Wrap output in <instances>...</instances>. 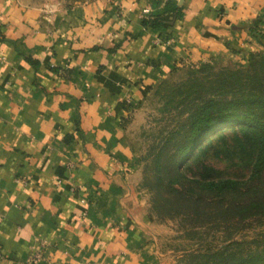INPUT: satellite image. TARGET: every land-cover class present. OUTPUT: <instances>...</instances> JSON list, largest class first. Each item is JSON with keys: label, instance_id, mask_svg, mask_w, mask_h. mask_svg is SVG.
I'll list each match as a JSON object with an SVG mask.
<instances>
[{"label": "crops", "instance_id": "0c3cea01", "mask_svg": "<svg viewBox=\"0 0 264 264\" xmlns=\"http://www.w3.org/2000/svg\"><path fill=\"white\" fill-rule=\"evenodd\" d=\"M150 2L0 0V264H156L124 120L172 68L242 44L264 0H177L159 28Z\"/></svg>", "mask_w": 264, "mask_h": 264}, {"label": "trees", "instance_id": "16d2710c", "mask_svg": "<svg viewBox=\"0 0 264 264\" xmlns=\"http://www.w3.org/2000/svg\"><path fill=\"white\" fill-rule=\"evenodd\" d=\"M150 6L143 27L182 14L177 0ZM262 46L238 68L201 64L168 101L177 125L160 130L151 146L146 183L158 215L191 225L178 264H264V40ZM214 160L232 165L217 168ZM203 227L224 235L207 239Z\"/></svg>", "mask_w": 264, "mask_h": 264}, {"label": "rangeland", "instance_id": "374dc122", "mask_svg": "<svg viewBox=\"0 0 264 264\" xmlns=\"http://www.w3.org/2000/svg\"><path fill=\"white\" fill-rule=\"evenodd\" d=\"M30 1L41 2L43 0ZM246 25L247 36L242 44L236 41L230 42L226 49H222L214 56L204 58V60L189 61L172 68L166 76L156 81L141 101L130 110L129 115L124 120L125 135L133 153V165L135 167L132 186L133 195L137 196L139 202L135 200L139 204V209H136V212L147 219V227L157 260L156 264H178V257L184 252L182 249L190 247L189 241L191 242V240H188L186 231L191 225L181 217L173 218L172 214L166 211L161 217L156 210L152 209L153 191L146 183L148 175H150V148L160 137V130H164V134H166L177 125V119H173L172 116L173 108L170 112L167 111L173 105L168 101L180 83L187 79L191 70L199 68L203 63H210L215 69L220 67L238 68L246 64L250 53L262 49L264 13L253 17ZM213 164L217 168L232 165L218 160H214ZM201 231L207 239L224 235L223 232L215 231L214 227H205V229L203 227ZM250 232L249 230L248 233Z\"/></svg>", "mask_w": 264, "mask_h": 264}, {"label": "built area", "instance_id": "2783aa9c", "mask_svg": "<svg viewBox=\"0 0 264 264\" xmlns=\"http://www.w3.org/2000/svg\"><path fill=\"white\" fill-rule=\"evenodd\" d=\"M148 11H149V9H147V8L143 9V13H146V12H148ZM167 42H169V41H167ZM42 259H43V254H42V252L39 251V250H36V251H34V252L31 254V256L29 257L28 262H29L30 264H37V263L40 262Z\"/></svg>", "mask_w": 264, "mask_h": 264}]
</instances>
